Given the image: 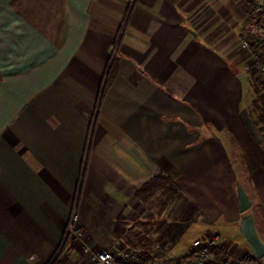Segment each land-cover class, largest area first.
Wrapping results in <instances>:
<instances>
[{"label": "crops", "instance_id": "0c3cea01", "mask_svg": "<svg viewBox=\"0 0 264 264\" xmlns=\"http://www.w3.org/2000/svg\"><path fill=\"white\" fill-rule=\"evenodd\" d=\"M246 14L245 0H0V264L180 257L211 233L248 251L236 184L264 245ZM156 174L178 192L149 208L134 194ZM73 210L80 237L65 236Z\"/></svg>", "mask_w": 264, "mask_h": 264}, {"label": "built area", "instance_id": "2783aa9c", "mask_svg": "<svg viewBox=\"0 0 264 264\" xmlns=\"http://www.w3.org/2000/svg\"><path fill=\"white\" fill-rule=\"evenodd\" d=\"M247 14L239 49L246 52L247 71L255 74L264 84V0H245ZM77 215L73 210L65 227V236L80 237V230L75 223ZM87 250L86 247H84ZM95 264H261L250 250L239 247L221 238L218 233H211L190 242V250L183 256H161L146 258L134 249L99 250L91 254Z\"/></svg>", "mask_w": 264, "mask_h": 264}, {"label": "trees", "instance_id": "16d2710c", "mask_svg": "<svg viewBox=\"0 0 264 264\" xmlns=\"http://www.w3.org/2000/svg\"><path fill=\"white\" fill-rule=\"evenodd\" d=\"M113 77V67H109L105 74L104 83L98 100H100L101 96L106 91V88L110 85ZM252 111L255 117L254 124L260 131L264 132V92H255V99L252 103ZM177 192L178 189L172 180L163 174H156L152 178L148 179L134 195L141 202H145L147 207L159 208L173 198Z\"/></svg>", "mask_w": 264, "mask_h": 264}, {"label": "water", "instance_id": "95a60500", "mask_svg": "<svg viewBox=\"0 0 264 264\" xmlns=\"http://www.w3.org/2000/svg\"><path fill=\"white\" fill-rule=\"evenodd\" d=\"M236 196L238 201V211L242 213L237 231L244 239L253 256L257 259H261L264 256V245L256 234L252 215L246 213L250 207V202L239 184H236Z\"/></svg>", "mask_w": 264, "mask_h": 264}, {"label": "rangeland", "instance_id": "374dc122", "mask_svg": "<svg viewBox=\"0 0 264 264\" xmlns=\"http://www.w3.org/2000/svg\"><path fill=\"white\" fill-rule=\"evenodd\" d=\"M249 191V190H248ZM253 202H254V200H253ZM255 204L256 203H254L253 205H254V208H253V212L255 213L256 212V208H255ZM249 211L247 210L246 211V213H248ZM256 214V213H255ZM195 235V232L192 230V229H189L188 230V232H187V235H186V237L184 238V241L185 242H187V241H189L190 239H192V237ZM236 238H238V242L240 243V244H244V241L242 240V238H240L239 236H236ZM232 239V238H231ZM234 241V240H233ZM235 243V242H234ZM175 257H177V256H175ZM260 261H261V264H264V256L260 259Z\"/></svg>", "mask_w": 264, "mask_h": 264}]
</instances>
